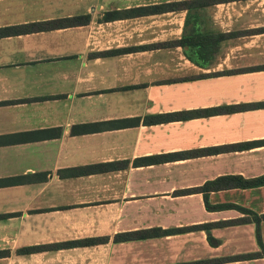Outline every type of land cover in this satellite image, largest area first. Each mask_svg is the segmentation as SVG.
Segmentation results:
<instances>
[{
    "label": "crops",
    "instance_id": "obj_1",
    "mask_svg": "<svg viewBox=\"0 0 264 264\" xmlns=\"http://www.w3.org/2000/svg\"><path fill=\"white\" fill-rule=\"evenodd\" d=\"M169 1L0 0V28L90 16L84 25L0 36V182L35 181L0 185V264H174L260 251L253 222L211 228L217 244L202 229L113 239L122 232L243 217L234 208L207 210L201 192L179 191L219 176L264 174V0H233L204 9L207 28L232 33L206 68L191 63L180 46L149 47L179 38L185 11L102 20L109 10ZM137 46L146 47L91 56ZM222 70L236 72L183 79ZM249 103L255 106L189 119H150ZM116 120L124 124L71 134L76 124ZM247 142L248 148L236 147ZM190 150L206 152L134 164L139 158ZM116 161L128 166L76 177L60 174ZM208 198L211 204L233 203L264 214V185L211 191ZM260 234L264 244V220ZM90 237L108 241L53 246ZM35 246L44 247L23 251ZM214 264H264V256Z\"/></svg>",
    "mask_w": 264,
    "mask_h": 264
},
{
    "label": "trees",
    "instance_id": "obj_2",
    "mask_svg": "<svg viewBox=\"0 0 264 264\" xmlns=\"http://www.w3.org/2000/svg\"><path fill=\"white\" fill-rule=\"evenodd\" d=\"M233 0H173L169 2L148 4V5H139L127 9H117V10H109L104 13L102 16L103 21H112L117 19H126V18H134L139 16L153 15V14H161L165 12H179L185 11V18L181 36L179 38L170 39L166 41L156 42L149 47L152 48H175L180 46L182 48L184 56L194 65L200 67H210L215 62V57L219 49L220 42L229 38L232 33H225L218 30H211L207 28L205 23V8H209L218 3L229 2ZM90 20V16L87 15H74L70 17H61L51 20L45 21H37L20 25H11L0 28V36H14L18 34H25L31 32L38 31H47L54 30L59 28H66L78 25L87 24ZM146 46H137V47H126V48H117L111 49L102 52H94L91 53V56L97 57H113L121 54H125L132 51L142 50ZM236 72V70H222L212 73H201L197 75H189L184 80H190L195 78L214 76V75H223V74H232ZM127 88H131L130 86ZM43 99L45 97H38L37 99ZM12 102H21V101H12ZM5 103V102H2ZM255 106V104H235V105H224L207 109H194V110H186L165 114H157L152 116L150 119H153L157 122L169 121L174 119H189L196 116H204V115H212L222 112H234L241 111L245 109H249ZM124 120H116V121H108V122H94V123H81L73 125L71 128V134L79 135L88 132L98 131L107 127H115L121 126L124 123ZM60 134V131L57 132ZM251 142L239 144L236 147L248 148ZM220 148H214L215 151H218ZM208 152L210 151L209 149ZM206 150H190L180 153L167 154L161 156H154L151 158H139L134 164H148V162H163L175 159H184L187 157H192L196 155L203 154ZM128 166V162L126 161H116L109 163H100L86 166H78L72 167L64 170H60V174L66 177H76L81 175H88L91 173H100V172H108L114 171L122 168H126ZM44 176H40L41 178ZM24 182H35L29 178H20L13 181H3L0 182V185L10 184V183H24ZM264 185V174L245 178L241 175H226L219 176L213 180L206 181L202 186L180 190L179 192L191 193V192H201L203 195V201L205 208L209 211L213 210H222L227 208H234L236 210L241 211L245 215L243 217L226 220V221H218V222H210L199 225H192L186 227H175V228H147L140 229L129 232L117 233L114 236L115 242L121 241H131V240H144L153 237L167 236L172 234L183 233L191 230L202 229L207 232L208 240L214 244H217L216 239H214L210 235V230L216 226H225V225H236V224H244V223H255V236L260 251L246 253L237 256H229L225 258L218 259H204L192 262H179L174 264H214L218 262H222L223 260H236V258H245L251 259L256 257L264 256V244L261 239L260 234V222L264 220V214L258 215L254 211L242 207L233 203H221V204H211L209 201V193L211 191H217L221 189H229V188H254ZM108 241V237H90L84 238L80 240H73L66 243H60L53 245L55 248H61L65 246H89L100 243H105ZM44 246H35V247H25L23 251L26 253L34 252Z\"/></svg>",
    "mask_w": 264,
    "mask_h": 264
}]
</instances>
